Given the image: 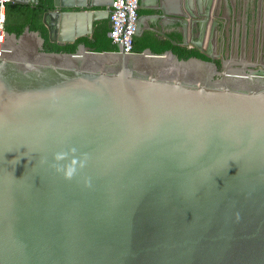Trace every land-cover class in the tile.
I'll return each mask as SVG.
<instances>
[{
    "label": "water",
    "instance_id": "obj_1",
    "mask_svg": "<svg viewBox=\"0 0 264 264\" xmlns=\"http://www.w3.org/2000/svg\"><path fill=\"white\" fill-rule=\"evenodd\" d=\"M188 1L134 36L202 57L79 42L109 29L113 0H52L62 47L0 31V264H264V14L223 53L221 0ZM169 15L178 40L146 26Z\"/></svg>",
    "mask_w": 264,
    "mask_h": 264
},
{
    "label": "trees",
    "instance_id": "obj_2",
    "mask_svg": "<svg viewBox=\"0 0 264 264\" xmlns=\"http://www.w3.org/2000/svg\"><path fill=\"white\" fill-rule=\"evenodd\" d=\"M52 9V0H39L36 4H17L9 2L6 4L5 9V30L10 32H14L17 35L20 34L25 26H29L32 30H37L38 27H42L43 31L41 35L45 37L44 48L45 50L62 47L57 45L56 43H51L46 38V29L42 24V16L43 13L47 10ZM107 25L106 22L97 26L94 30L91 39H81L84 42L89 40H94L98 38H109L107 35ZM144 37H148L151 39V42L158 41V45L164 46L168 44L166 47L172 48L173 51L177 54H182L186 56L196 55L192 50L186 49L185 47L172 46L168 40H159L156 36H153L150 32H146L142 36H134L133 37V46L141 44ZM71 45V44H70ZM66 46V45H65ZM198 56H201L197 54ZM202 57V56H201Z\"/></svg>",
    "mask_w": 264,
    "mask_h": 264
},
{
    "label": "flooded vegetation",
    "instance_id": "obj_3",
    "mask_svg": "<svg viewBox=\"0 0 264 264\" xmlns=\"http://www.w3.org/2000/svg\"><path fill=\"white\" fill-rule=\"evenodd\" d=\"M137 1H138V7L136 10V13H137V18H138L142 14V11L139 9L140 0H137ZM258 7L260 8L261 15H263L264 14V0H221L220 14L223 16V19L221 20L220 26L218 27V31L219 33H221V36L223 38L221 41V45L222 44L224 45L223 53L227 48L229 49V47L232 45V42H234L236 33H238V35L241 36L243 28L245 29L246 36L252 35L251 33L254 32L256 24H257L256 13H257ZM263 23L264 22L261 21L260 27H262ZM107 30H108V27H107ZM171 37L174 38L173 36ZM240 38L241 37H239V40ZM81 41L83 40H79V42ZM262 43L263 45L261 47L260 52L263 51L264 53V42ZM70 44H75V43H68L65 45H70ZM189 50H192L195 52L194 49H189ZM220 51H222V48L220 49ZM215 61L216 63H219V59H216Z\"/></svg>",
    "mask_w": 264,
    "mask_h": 264
},
{
    "label": "built area",
    "instance_id": "obj_4",
    "mask_svg": "<svg viewBox=\"0 0 264 264\" xmlns=\"http://www.w3.org/2000/svg\"><path fill=\"white\" fill-rule=\"evenodd\" d=\"M12 0H0V31L5 30L6 4ZM137 0H113L109 10L110 27L107 35L115 40H124V49L133 46V37L137 21ZM6 32V30H5Z\"/></svg>",
    "mask_w": 264,
    "mask_h": 264
},
{
    "label": "crops",
    "instance_id": "obj_5",
    "mask_svg": "<svg viewBox=\"0 0 264 264\" xmlns=\"http://www.w3.org/2000/svg\"><path fill=\"white\" fill-rule=\"evenodd\" d=\"M200 1V0H199ZM201 4H202V1H200ZM217 2V0H214L213 1V7L215 5V3ZM218 2H220V0H218ZM146 3L147 5L150 7L148 10L146 11H142V14L146 13V14H153V13H159L160 12V9L158 10H154V8L156 6H159L161 7L162 9H164L165 13L167 14H173L175 12H179L180 10L182 12H184L185 14H187V0H179V3L177 2V0H146ZM177 3V5H176ZM192 3H191V0L188 1V6L189 8L191 7ZM222 16V15H221ZM228 18V17H227ZM223 19V16L222 18L220 19V23H221V20ZM179 20V19H178ZM177 19H174L172 17H166L165 20H156L154 18L152 19H148V23L146 26H150V27H154V28H158L164 32H167L169 33L170 36H173L175 39H179L181 36H180V33L178 32L177 28L179 29L180 27V24L178 22ZM107 25V23H106ZM146 32H150L151 34L155 35L156 34L150 30V29H145L143 34H145ZM157 39L159 40H165L163 37H156ZM222 36H221V33H219L218 31V46L220 47L221 45V41H222ZM252 39V37H251ZM207 44V38L205 39L204 41V45L206 46Z\"/></svg>",
    "mask_w": 264,
    "mask_h": 264
},
{
    "label": "clouds",
    "instance_id": "obj_6",
    "mask_svg": "<svg viewBox=\"0 0 264 264\" xmlns=\"http://www.w3.org/2000/svg\"><path fill=\"white\" fill-rule=\"evenodd\" d=\"M64 158V154H57V156H56V159L57 160H61V159H63ZM73 172H74V169L73 168H69L68 169V171H67V176L68 177H71V175L73 174Z\"/></svg>",
    "mask_w": 264,
    "mask_h": 264
}]
</instances>
